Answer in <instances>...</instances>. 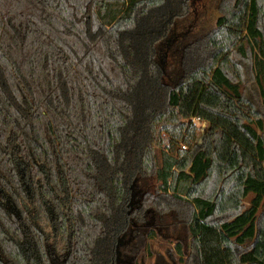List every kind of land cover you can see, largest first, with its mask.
Returning a JSON list of instances; mask_svg holds the SVG:
<instances>
[{"label":"trees","instance_id":"obj_1","mask_svg":"<svg viewBox=\"0 0 264 264\" xmlns=\"http://www.w3.org/2000/svg\"><path fill=\"white\" fill-rule=\"evenodd\" d=\"M169 2L0 0V264H111L137 176L158 184L152 236H177L163 220L181 211L186 264H264V118L236 61L264 98V0H224L185 40L166 10L146 36Z\"/></svg>","mask_w":264,"mask_h":264},{"label":"rangeland","instance_id":"obj_2","mask_svg":"<svg viewBox=\"0 0 264 264\" xmlns=\"http://www.w3.org/2000/svg\"><path fill=\"white\" fill-rule=\"evenodd\" d=\"M169 1L171 2V4H169L166 7V9L160 11L157 10L153 12L150 18L147 19L149 24H147V27L144 26L142 29V31L145 32L146 36H149V33L151 32H155L158 34L162 30V27L166 26V23H164V21L167 19H163V17H166V10L170 11L176 9L179 22L177 21V19L176 21L179 24L176 23V28L175 27L173 28L174 30L169 34L168 37L170 38L176 37L178 40L179 39L185 40L193 36H203L204 34L211 32L212 30L214 31L218 20L223 15L222 4L224 0H169ZM155 36L156 35H154L153 37ZM149 39L150 38H148V40ZM144 45H145V49H144L145 55L142 58V65L144 66V68H149L150 48L148 47L147 42ZM165 59H166L165 61L161 62L162 64L160 66V71L164 75V77H162L163 85L169 87V84L171 85L173 79L167 77L168 71L169 68L176 65V62L170 56H167ZM236 61L239 63L241 69L244 72V85L246 88L245 89L246 96H248L249 98L255 101L259 111L261 112L264 118V98L260 96V92L255 82H253L252 80L249 60L246 59V61H243L240 59H236ZM149 76L150 75H147V78L153 80L152 78H149ZM193 123L196 125V127L199 130L207 128V124L202 123L198 120H193ZM170 134L172 140L175 141V144L177 146L175 148V151L178 154L188 151V147L182 144L181 141H177V138L179 136V132L177 130L172 131ZM161 139L167 140L168 135H163ZM165 142L167 143V141ZM199 143L202 144L203 140L199 141ZM157 185L158 184L155 183L153 179H148L146 182H142V183H140L138 176L135 179H132L129 184L126 214L128 215L129 213H133L135 209L137 211V209L140 207L139 214L142 215L143 212L146 214V218L143 217V220H145L144 222L146 221L151 222L155 218L156 221H159L157 217L150 212L151 209L153 208L152 200L156 197V195H158V192L156 191ZM132 201L134 204L132 203ZM170 204H173V202H171ZM176 210H178V208ZM180 214H182L181 211L180 213L178 212V214H165L164 215L165 218L163 222L164 224L177 222L178 225L176 227L179 229L178 230L179 233L177 234V236H179V239L181 238L180 243L183 246V253H184L183 261L178 262V264H186L189 258L188 255L191 256V249L189 248L190 247L189 240H186L187 232L185 230L184 224H182L183 216ZM139 217L141 218V216ZM165 228L166 227H163V225L160 226V233L158 232L159 237L157 238V236L155 235L154 237L155 241H152V239L151 240L148 239V236H146V241L145 242L143 241L144 243L140 244V255L138 258L139 264H141L142 258H144L146 264H155V259L158 256H160V260L161 257H163L162 261L166 260V262L168 263L167 261L168 253L170 255L171 254L174 255L175 257H177L176 256L177 254L183 258V255H181L178 252V249L175 246L174 241L171 242L165 239L169 235ZM147 233L149 234V232Z\"/></svg>","mask_w":264,"mask_h":264},{"label":"flooded vegetation","instance_id":"obj_3","mask_svg":"<svg viewBox=\"0 0 264 264\" xmlns=\"http://www.w3.org/2000/svg\"><path fill=\"white\" fill-rule=\"evenodd\" d=\"M139 194V193H138ZM133 203V201H132ZM138 203V202H137ZM134 204V203H133ZM139 205V204H138ZM10 210H13L12 206L9 207ZM140 207L135 209L133 213H129L128 216L136 213V217L133 219L129 220L127 219V226L126 228L122 231V233H118L115 235V239L113 241V252L112 256L110 259L111 264H139L138 258L140 255V244L144 243L146 241V236H148V239L151 240V238H154L155 236H152L150 234L151 230L153 229L152 227L155 226L154 222L155 219L151 222L143 220V218H140L137 213H139ZM49 211V214L51 215V219L54 217V212L51 208H47ZM18 213L19 217V212ZM142 212V211H141ZM141 222H144L142 224ZM156 228V227H155ZM149 232V234L147 233ZM159 237V234L157 235V238ZM166 237V236H165ZM167 241H174L175 246L177 247L178 241H181L179 239V236L169 234L166 238ZM46 240L49 242L50 238L47 237ZM144 241V242H143ZM102 247H103V242H102ZM103 253V251H102ZM175 257L174 255H170L168 253V263L166 260L162 261L163 257L156 258L155 259V264H178V260L181 259L180 255H177ZM103 261V258H102ZM141 264H146L144 258L141 259Z\"/></svg>","mask_w":264,"mask_h":264},{"label":"water","instance_id":"obj_4","mask_svg":"<svg viewBox=\"0 0 264 264\" xmlns=\"http://www.w3.org/2000/svg\"><path fill=\"white\" fill-rule=\"evenodd\" d=\"M16 215L18 216V213L16 212Z\"/></svg>","mask_w":264,"mask_h":264}]
</instances>
